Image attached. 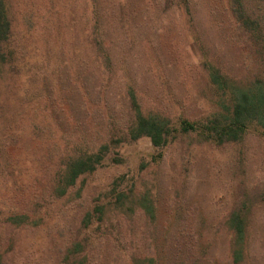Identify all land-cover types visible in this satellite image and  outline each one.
I'll list each match as a JSON object with an SVG mask.
<instances>
[{
    "label": "rangeland",
    "instance_id": "obj_1",
    "mask_svg": "<svg viewBox=\"0 0 264 264\" xmlns=\"http://www.w3.org/2000/svg\"><path fill=\"white\" fill-rule=\"evenodd\" d=\"M233 1L146 6L127 0L133 49L123 59L115 53L113 62L128 68L145 109L167 107L174 122L206 119L217 96L204 63L239 81L264 71V21H257L261 30L239 22ZM241 1L247 14L261 11L256 0ZM52 6V0H11L8 8L12 36L2 47L13 54L0 65V264H153L151 258L157 264H235L227 219L244 201L250 222L248 259L241 264H264L263 128L221 144L195 133L177 134L164 146L148 136L112 142L96 170L61 192L67 156L95 141L99 148L106 111L112 128L126 115L123 87L113 77L94 120L77 127L67 117L68 97L69 117L85 115L84 92L69 85L72 66L83 59L71 51L81 41ZM108 7L120 15L118 0ZM94 72L87 68L78 82L95 98L101 84ZM142 203L152 205L153 216ZM13 210L31 212L12 220Z\"/></svg>",
    "mask_w": 264,
    "mask_h": 264
},
{
    "label": "trees",
    "instance_id": "obj_2",
    "mask_svg": "<svg viewBox=\"0 0 264 264\" xmlns=\"http://www.w3.org/2000/svg\"><path fill=\"white\" fill-rule=\"evenodd\" d=\"M159 1L162 2V0H145L146 6L157 4ZM168 1L170 0H163L166 4ZM52 2L51 10H55L56 7L59 10H55L54 15L60 19L65 15L70 21L68 33L81 41L80 47L73 48L71 51L74 55L78 53L83 59L81 64L77 63L72 66L75 77L73 78V75L70 77L69 85L76 83L77 90L84 92L83 96L80 94L82 98L80 107L85 110V115L79 119L75 116L69 117L71 107L67 103L71 102L68 97L64 103L67 117L77 127L94 120L96 111L99 109L97 104L104 101L101 91L112 83L113 77L118 79L120 86L123 87L119 95L126 115L119 128H112L115 122L110 119L106 111L105 141L99 143V148H96L98 141H95V145L78 146L71 155L67 156L61 177L64 186L61 187L62 193L74 185L80 176L93 172L102 164L112 142L116 143L125 139L135 140L148 136L155 146H164L168 144L171 137L177 134L195 133L206 141L221 144L240 141L243 135L251 129H264V71L247 81H239L222 73L216 65L204 63L203 66L208 70V82L215 90L214 96H217L216 105L213 109L211 107V112L206 119L195 121L183 118L174 122L167 107H158L156 110L145 109L143 99L132 83L128 68L123 62L119 67L114 65L113 55L115 53L123 54L121 57L123 59L124 55L133 49V26H130L133 12L125 14L123 11L127 0H118L122 5V9H119L120 15L118 11L116 14L113 11L114 14L111 15L112 11L108 7L110 0H52ZM256 2L261 6V11L252 15L244 11L245 7L241 0H234L230 8L233 15L235 8H239V22L246 25L255 24L258 30H261L263 27L257 21H264V0H256ZM75 3L77 7L81 3L78 13H75L72 7ZM10 4L11 0H0V65L6 62L7 56L13 54V49H11L12 52L7 49L3 51L2 47V44L12 36V22L8 13ZM112 17L116 20L115 22L112 21ZM234 18H236L235 15ZM45 34L51 35L52 31ZM119 34L122 36L121 39H119ZM262 49L264 54V47ZM87 68L91 69V73L96 71L100 78L101 88L96 96L98 98L91 97L82 82H78L79 76L84 74ZM69 85L66 87L68 93L72 90V86ZM118 134V139L113 141L114 136ZM249 205L244 201L240 210L234 211L227 219L231 258L235 264L245 263L248 259ZM141 206L147 214L154 215L152 205L142 203ZM30 212L29 210H22V212L13 210L9 218L12 220L28 219ZM149 262L157 264L153 258L149 259Z\"/></svg>",
    "mask_w": 264,
    "mask_h": 264
}]
</instances>
